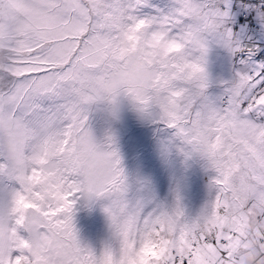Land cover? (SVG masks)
I'll return each mask as SVG.
<instances>
[{
  "label": "snow or ice",
  "instance_id": "6c2138e0",
  "mask_svg": "<svg viewBox=\"0 0 264 264\" xmlns=\"http://www.w3.org/2000/svg\"><path fill=\"white\" fill-rule=\"evenodd\" d=\"M146 0H0V174L18 182L0 215V264H133L145 233L163 254L149 264H264V53L236 40L225 5L176 0L144 17ZM139 29V31H136ZM129 37H134L129 39ZM244 57L223 102H203L209 38ZM126 95L215 172V198L195 221L182 208L144 219L127 208L111 136L98 144L88 106ZM109 198L118 254L81 244L74 208ZM31 204L20 213V203Z\"/></svg>",
  "mask_w": 264,
  "mask_h": 264
},
{
  "label": "rangeland",
  "instance_id": "374dc122",
  "mask_svg": "<svg viewBox=\"0 0 264 264\" xmlns=\"http://www.w3.org/2000/svg\"><path fill=\"white\" fill-rule=\"evenodd\" d=\"M204 2L212 3V0ZM234 2L219 0L216 4L226 6L227 27L241 44L251 42L255 36L260 45H255L253 50L257 55L264 53V0L254 9V29L240 20L241 12H234ZM175 3L176 0H146L142 16L154 18L171 13ZM207 48L204 68L208 87L200 102L219 106L227 85L238 72L250 71L252 65L215 38H209ZM4 59L0 54V63ZM13 83L14 78L0 70V91H6ZM87 116L89 130L98 144H103L109 136L113 138L126 177L122 198L127 208L144 219L171 211L177 204L186 221H195L203 215L215 198V172L203 156L192 152L176 131L161 120L157 107L142 113L129 97L121 95L115 105L100 101L88 106ZM19 188L14 179L0 174V215L10 213L14 193ZM110 203L109 198L81 197L74 208L73 223L78 239L97 254L106 249L118 254L121 247V238L105 211Z\"/></svg>",
  "mask_w": 264,
  "mask_h": 264
},
{
  "label": "clouds",
  "instance_id": "9594fccd",
  "mask_svg": "<svg viewBox=\"0 0 264 264\" xmlns=\"http://www.w3.org/2000/svg\"><path fill=\"white\" fill-rule=\"evenodd\" d=\"M136 31H139V29H136ZM133 38L134 37H129V39H133ZM30 207L31 204L29 202L21 201L20 203L21 215L26 214ZM139 247L140 250L137 254V259L133 261V264H149V261L151 259H158L163 254V249L160 247L159 242H157L151 236L150 233L144 234Z\"/></svg>",
  "mask_w": 264,
  "mask_h": 264
},
{
  "label": "trees",
  "instance_id": "16d2710c",
  "mask_svg": "<svg viewBox=\"0 0 264 264\" xmlns=\"http://www.w3.org/2000/svg\"><path fill=\"white\" fill-rule=\"evenodd\" d=\"M218 1L219 0H212V3L217 4ZM261 3H262L261 0H235L233 10H234V12H237V11L241 12L242 16H244L246 18H243L242 16H240V20L243 23L245 22V23L250 24V26H251L250 29H254L255 28L254 19H253L254 9L261 6ZM143 13H145V12H141V10H140V15H144ZM248 35H250V33H248ZM243 44H244V46L251 47L252 49L255 47V45L256 46L260 45L259 43H257L255 36H253L251 42H243ZM77 204H78V202H77ZM98 240H99V243L101 245L102 241L99 238H98Z\"/></svg>",
  "mask_w": 264,
  "mask_h": 264
}]
</instances>
